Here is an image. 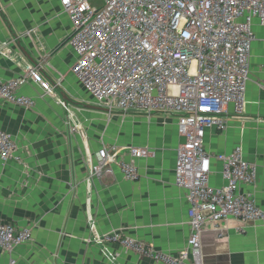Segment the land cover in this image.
<instances>
[{
  "label": "crops",
  "instance_id": "crops-1",
  "mask_svg": "<svg viewBox=\"0 0 264 264\" xmlns=\"http://www.w3.org/2000/svg\"><path fill=\"white\" fill-rule=\"evenodd\" d=\"M252 30L245 114L229 118L222 132L207 130L204 146L212 157L241 147L257 179L240 191L264 211V26L254 20ZM70 32L61 0H0V81L31 67L52 89L47 94L28 77L18 92L34 101L33 108L0 99V131L17 146L12 159H0V224L31 230L30 241L11 252L0 249V264H160L126 250L119 239L96 240L119 236L170 256L187 248L189 206L174 173L183 142L176 120L109 116L98 107L71 74L76 55L67 44ZM112 146L137 168V180H127L117 165L110 176L89 178V161ZM129 148L148 154L131 158ZM221 170L212 161L214 188L224 185ZM201 258L202 264H264V225L233 219L206 224Z\"/></svg>",
  "mask_w": 264,
  "mask_h": 264
},
{
  "label": "built area",
  "instance_id": "built-area-1",
  "mask_svg": "<svg viewBox=\"0 0 264 264\" xmlns=\"http://www.w3.org/2000/svg\"><path fill=\"white\" fill-rule=\"evenodd\" d=\"M93 2L61 0L71 24L67 44L76 55L71 74L107 114L175 118L183 139L176 150L175 184L186 192L190 228L187 248L177 256L119 236L96 241L103 244L119 239L126 250L160 264H202L201 233L206 224L218 226L233 219L242 225H264V211L250 194L240 191L241 186L255 184L256 166L244 159L241 147L229 155L212 157L204 146L207 130L222 132L229 118L245 114L255 38L252 26L254 20L264 26V0ZM24 72L0 81V99L33 108L34 101L18 92L26 79L38 82L47 94L52 89L31 67H25ZM16 148L12 137L0 131V159H12ZM120 152L114 146L100 148L95 162L89 161V178L110 176L112 166L117 165L127 180H137V168L121 160ZM128 154L144 158L148 151L129 148ZM212 161L222 166L224 185L220 188L209 184ZM30 240V229L0 224L1 250L11 252Z\"/></svg>",
  "mask_w": 264,
  "mask_h": 264
},
{
  "label": "rangeland",
  "instance_id": "rangeland-1",
  "mask_svg": "<svg viewBox=\"0 0 264 264\" xmlns=\"http://www.w3.org/2000/svg\"><path fill=\"white\" fill-rule=\"evenodd\" d=\"M93 3H95L96 5H99L100 3H101V0H94V2ZM114 114V113H113ZM110 115H112V113L111 114H109V116Z\"/></svg>",
  "mask_w": 264,
  "mask_h": 264
}]
</instances>
